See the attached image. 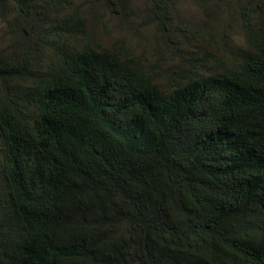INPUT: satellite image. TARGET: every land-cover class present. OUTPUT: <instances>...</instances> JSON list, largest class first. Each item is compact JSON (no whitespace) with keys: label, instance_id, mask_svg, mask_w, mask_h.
I'll list each match as a JSON object with an SVG mask.
<instances>
[{"label":"trees","instance_id":"16d2710c","mask_svg":"<svg viewBox=\"0 0 264 264\" xmlns=\"http://www.w3.org/2000/svg\"><path fill=\"white\" fill-rule=\"evenodd\" d=\"M169 1L164 67L78 0H0V264H264V0H231L243 44Z\"/></svg>","mask_w":264,"mask_h":264},{"label":"rangeland","instance_id":"374dc122","mask_svg":"<svg viewBox=\"0 0 264 264\" xmlns=\"http://www.w3.org/2000/svg\"><path fill=\"white\" fill-rule=\"evenodd\" d=\"M78 1L82 3L90 31L107 45L121 40L126 45L133 47L137 54L145 59L150 61L157 59L164 67L168 66L169 62L173 63L172 59H175L176 56L172 49H176L173 44L169 43L170 38L168 37L173 35L159 31L157 25L145 21L146 7L154 0H134L136 3H134V9L126 16L112 13L98 0ZM170 1L175 4L178 10L174 25L176 29H187L188 36L191 37L190 33L193 30L199 31L201 29L199 25L208 21L209 26L204 24L203 27H210L219 43L224 31H226L234 37L233 40L236 43L243 44V37L234 12L235 7L231 0H227V3L223 2V4L219 0ZM205 10H208V14ZM178 37L181 38V36ZM9 42V33L0 21V46H6ZM189 44L192 47L188 46ZM196 45L197 42L195 43L192 39L187 40L186 46L197 48Z\"/></svg>","mask_w":264,"mask_h":264}]
</instances>
